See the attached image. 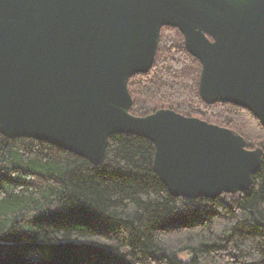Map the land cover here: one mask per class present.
I'll list each match as a JSON object with an SVG mask.
<instances>
[{"label": "water", "instance_id": "1", "mask_svg": "<svg viewBox=\"0 0 264 264\" xmlns=\"http://www.w3.org/2000/svg\"><path fill=\"white\" fill-rule=\"evenodd\" d=\"M178 28L202 70L199 93L248 108L264 125V0H0V132L93 164L115 133L145 136L174 196L248 191L263 149L240 133L163 107L131 112L129 80Z\"/></svg>", "mask_w": 264, "mask_h": 264}, {"label": "trees", "instance_id": "2", "mask_svg": "<svg viewBox=\"0 0 264 264\" xmlns=\"http://www.w3.org/2000/svg\"><path fill=\"white\" fill-rule=\"evenodd\" d=\"M200 60L164 26L152 67L129 80L131 112L163 107L228 127L263 149L250 190L172 195L145 136H109L105 159L0 132V264H264V125L248 108L205 102Z\"/></svg>", "mask_w": 264, "mask_h": 264}]
</instances>
